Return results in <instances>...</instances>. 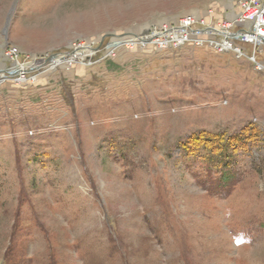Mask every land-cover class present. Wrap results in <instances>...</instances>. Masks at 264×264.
<instances>
[{
    "label": "rangeland",
    "instance_id": "rangeland-1",
    "mask_svg": "<svg viewBox=\"0 0 264 264\" xmlns=\"http://www.w3.org/2000/svg\"><path fill=\"white\" fill-rule=\"evenodd\" d=\"M241 1L0 0V264H264V42ZM186 14L234 22L244 54L142 41Z\"/></svg>",
    "mask_w": 264,
    "mask_h": 264
},
{
    "label": "built area",
    "instance_id": "built-area-1",
    "mask_svg": "<svg viewBox=\"0 0 264 264\" xmlns=\"http://www.w3.org/2000/svg\"><path fill=\"white\" fill-rule=\"evenodd\" d=\"M241 12L239 21L249 24V36L255 45L264 42V0H242ZM203 25L204 28L198 29V25ZM234 22L214 23L212 20L197 17L195 14H186L181 16L173 26H161L157 30L144 37V44L157 46L158 48L179 47L189 42L197 44H205L220 51H228L238 49L233 43L232 26ZM159 29V30H158ZM210 36L202 37L203 35ZM214 35V36H213ZM218 36V37H216ZM89 48V46H78L75 48L78 53L80 48ZM235 49V50H236ZM240 55L244 53L239 48L237 50ZM69 63L75 60L74 53L71 54ZM5 58L14 65L12 80L15 83H23L30 79L29 70L24 64L25 59H32L31 56H22V53L14 46H8L4 52ZM255 60V59H254ZM54 65L60 63L59 58L54 62Z\"/></svg>",
    "mask_w": 264,
    "mask_h": 264
},
{
    "label": "bare ground",
    "instance_id": "bare-ground-1",
    "mask_svg": "<svg viewBox=\"0 0 264 264\" xmlns=\"http://www.w3.org/2000/svg\"><path fill=\"white\" fill-rule=\"evenodd\" d=\"M236 49V48H235ZM236 50H239V48L238 49H236Z\"/></svg>",
    "mask_w": 264,
    "mask_h": 264
},
{
    "label": "water",
    "instance_id": "water-1",
    "mask_svg": "<svg viewBox=\"0 0 264 264\" xmlns=\"http://www.w3.org/2000/svg\"><path fill=\"white\" fill-rule=\"evenodd\" d=\"M105 37V36H104Z\"/></svg>",
    "mask_w": 264,
    "mask_h": 264
}]
</instances>
